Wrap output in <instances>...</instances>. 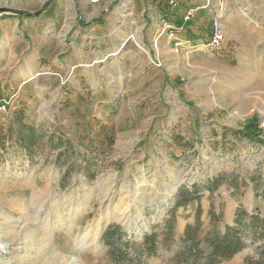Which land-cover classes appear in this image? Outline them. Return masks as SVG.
Listing matches in <instances>:
<instances>
[{"label": "rangeland", "instance_id": "obj_1", "mask_svg": "<svg viewBox=\"0 0 264 264\" xmlns=\"http://www.w3.org/2000/svg\"><path fill=\"white\" fill-rule=\"evenodd\" d=\"M0 6L41 11L0 20V105L8 102L0 110V264H116L102 241L113 223L139 243L158 232L159 250L148 264H175L199 203L175 207L177 195L214 177L225 181L200 200L205 254L206 235L233 224L239 198L229 184L246 179L242 205L264 215V200L250 189L264 172V146L231 131L258 118L264 138V0ZM198 6L202 35L177 50L163 20L184 21V11ZM215 27L226 34L223 47H196L193 40ZM19 112L42 135L28 150L8 137ZM51 134L62 142L50 143ZM66 145L76 152L59 156ZM262 242L220 264L259 258Z\"/></svg>", "mask_w": 264, "mask_h": 264}, {"label": "trees", "instance_id": "obj_2", "mask_svg": "<svg viewBox=\"0 0 264 264\" xmlns=\"http://www.w3.org/2000/svg\"><path fill=\"white\" fill-rule=\"evenodd\" d=\"M23 116L24 114L19 112L12 118L8 137L14 136L17 143L28 150L42 138V135L38 133L37 128L33 124L25 122ZM231 131L264 146L263 131L258 118H252L242 129H231ZM109 136L111 137V134ZM56 139L59 140L58 144L62 142L63 138L54 134L49 136V142L55 143V146H57ZM94 143L93 141L92 144ZM71 150L76 152L74 147L66 145L65 150L61 151L59 156L62 157ZM63 163L67 164V161ZM251 180L256 197L264 198V172L256 174ZM224 181L223 178L214 177L207 184L194 183L190 190H182L177 195L175 207L188 205L195 201H199V203L196 207V223L187 224L183 237L184 246L177 253L175 264H201L202 262L204 264H220L234 258L249 243L258 241H263L259 258L249 259L246 264H264V215L258 210L250 213L242 204L236 209L232 225H226L224 231L214 227L206 235L204 241L210 248L209 253L205 254L201 247L202 241L199 238V232L202 206L200 200L206 191L212 193L218 190ZM242 183L244 187L248 186L246 179ZM229 185L234 189L235 195L243 194L242 188L244 187L239 185V182ZM209 214L212 216L213 223L216 224L219 220L213 208L210 209ZM166 228L164 240L170 243L173 241L175 234L174 218L167 221ZM159 236L158 232H146L143 236V241L139 243L121 224L113 223L104 230L102 241L108 246L110 256L116 264H148V260L158 253Z\"/></svg>", "mask_w": 264, "mask_h": 264}, {"label": "built area", "instance_id": "obj_3", "mask_svg": "<svg viewBox=\"0 0 264 264\" xmlns=\"http://www.w3.org/2000/svg\"><path fill=\"white\" fill-rule=\"evenodd\" d=\"M92 3L98 2L100 0H89ZM170 3H175V0H170ZM202 9L201 6L198 7H188L184 13L183 19L185 21H191L196 16L198 11ZM163 31L166 32V35L170 38V40L173 42L175 48L177 50L182 49L184 42L179 38V32L183 30L182 25H176L171 24L168 20H163ZM226 40V34L223 31L221 27H215L210 36L206 39L205 42H202L201 45L206 46L209 50H218L223 47ZM196 47H199V44L195 45ZM6 103L0 105V110L6 108Z\"/></svg>", "mask_w": 264, "mask_h": 264}, {"label": "crops", "instance_id": "obj_4", "mask_svg": "<svg viewBox=\"0 0 264 264\" xmlns=\"http://www.w3.org/2000/svg\"><path fill=\"white\" fill-rule=\"evenodd\" d=\"M186 11V10H185ZM185 11H184V13H185ZM184 13H183V16H184ZM198 13H200L201 14V9L198 11ZM197 13V16H196V18L197 19H193L192 20V22H191V24L190 25H187V26H185V29H183V30H181L180 32H179V38L184 42V45L185 46H187L186 45V43H188L189 45H194V44H192V42H191V37L190 36H193V34L194 35H196V36H199V35H202L201 34V32H198V30L200 29V24H201V22H202V20L203 19H199V17H200V14H198ZM196 21V22H195ZM183 20L180 18V20L179 21H177V22H175L176 23V25H182L183 24ZM193 23H195V24H193ZM203 24H205V22L203 23ZM46 26H44V28H45ZM211 33H212V31H211ZM206 38H208V37H203V38H198L197 40H193V41H195V42H198V44L201 42H205L206 41ZM200 43V44H201ZM199 44V45H200ZM13 49H15V47L13 48ZM20 68H22L24 65L22 64V63H20L19 65H18ZM27 67H28V65L27 66H25L23 69H21L20 71H25L26 69H27ZM16 70V69H15ZM251 189V192L253 193V194H255V192H254V190H253V188L251 187L250 188ZM232 192H234V189L232 188V190H231V193ZM234 194V193H233ZM232 194V195H233ZM235 195V194H234ZM255 197H256V194H255ZM236 198L238 199V203H237V206H236V209H237V207L240 205V204H243L244 205V203L242 202V197L240 198L239 197V195H236ZM256 198H260V199H262V200H264V198H261V197H256ZM236 209H235V212H236ZM258 211H260L261 212V210H259V209H257ZM235 214V213H234ZM235 216V215H234Z\"/></svg>", "mask_w": 264, "mask_h": 264}, {"label": "water", "instance_id": "obj_5", "mask_svg": "<svg viewBox=\"0 0 264 264\" xmlns=\"http://www.w3.org/2000/svg\"><path fill=\"white\" fill-rule=\"evenodd\" d=\"M41 14V11L37 12H29L20 8H14V7H5V6H0V20L3 18L5 15H11V16H38Z\"/></svg>", "mask_w": 264, "mask_h": 264}]
</instances>
